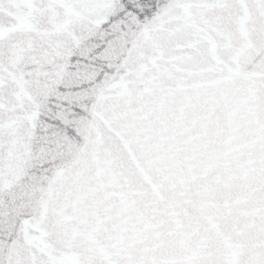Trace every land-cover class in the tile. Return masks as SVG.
I'll list each match as a JSON object with an SVG mask.
<instances>
[{"label":"snow or ice","instance_id":"snow-or-ice-1","mask_svg":"<svg viewBox=\"0 0 264 264\" xmlns=\"http://www.w3.org/2000/svg\"><path fill=\"white\" fill-rule=\"evenodd\" d=\"M0 264H264V0H0Z\"/></svg>","mask_w":264,"mask_h":264}]
</instances>
